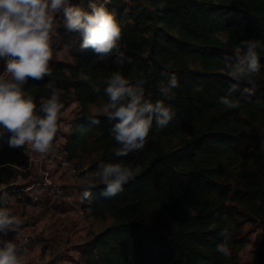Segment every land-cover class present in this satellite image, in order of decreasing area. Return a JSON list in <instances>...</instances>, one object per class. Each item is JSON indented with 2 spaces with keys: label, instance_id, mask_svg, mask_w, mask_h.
Segmentation results:
<instances>
[{
  "label": "trees",
  "instance_id": "16d2710c",
  "mask_svg": "<svg viewBox=\"0 0 264 264\" xmlns=\"http://www.w3.org/2000/svg\"><path fill=\"white\" fill-rule=\"evenodd\" d=\"M93 21L74 63L0 83V185L26 177L29 141L63 139L69 161L94 152L85 173L111 179L83 192L90 217L112 222L82 264H239L244 222L262 231L243 264H264V0H108ZM67 96L78 109L62 133L45 101ZM98 102L108 109L92 114Z\"/></svg>",
  "mask_w": 264,
  "mask_h": 264
},
{
  "label": "rangeland",
  "instance_id": "374dc122",
  "mask_svg": "<svg viewBox=\"0 0 264 264\" xmlns=\"http://www.w3.org/2000/svg\"><path fill=\"white\" fill-rule=\"evenodd\" d=\"M56 3L54 0H36L33 4L20 3L18 4V8L13 10L12 15L15 16L17 13L23 16H27V14L34 15L40 10L48 19H64V24L67 23L63 32L68 31V38L73 36L76 30L78 31L79 37L84 36L87 29H90L95 23L93 21L94 18L98 16L95 15L94 11H91L83 15V17H86L83 19L85 21L81 18L76 19L77 17H75L73 19L75 25H69L68 20L70 15L66 16L68 19L64 18L63 14L60 16L59 10H62L61 4L56 5ZM74 15L77 16L78 14ZM9 16L10 10H4V14L0 16V35L4 40H8L15 32L10 24ZM124 23L127 25L130 24L127 17L124 18ZM31 27L28 35L32 36L33 39L39 36V33L44 32L45 29V25L43 24L41 26L38 22H33ZM42 44L38 45L35 41L32 43L33 52L28 65L23 69L24 72L31 71L41 62H53L57 55L60 56L56 59L57 61L70 60V57L68 58L67 54L64 55V51L61 50L67 47L65 43L61 45V48L56 49L59 45L51 47L45 38L42 39ZM40 46L42 49L37 50ZM67 50L71 53L68 48ZM66 102V106L62 108L58 100L54 97L45 101L51 111H58L60 113L61 125L72 122L77 114L78 108L73 97L67 96ZM107 109L108 105L103 102H98L89 107L92 114H101L106 112ZM44 142H46L45 145L39 149L30 147L27 150L28 157L33 160L50 144L49 141ZM57 142H59V139ZM95 158L96 153L91 152L81 154L79 158L72 160L71 163L77 169V173L74 175L59 174L56 171L57 162L54 160L49 164L41 162V167H36L33 160L26 177L17 178L15 182L18 185H22L26 181L36 180L39 178L38 172L41 169L42 171H47L51 174L53 180L63 183L67 188V193L64 197L42 195L34 204H31L29 201L17 199V195L20 194L19 187H16V190L10 193L12 206L7 212L12 217L19 218L22 221V226L19 228L17 236L26 234L31 239L26 254L22 257L24 264L31 262L35 264H82L83 258L81 251L85 246V242L92 235L111 224L112 221L109 218L103 221L93 219L89 215V210L83 206L86 203L83 194L86 186L111 181L107 173H85L88 165ZM3 187L4 185L1 184L0 191H2ZM261 231L262 228L258 223H243L242 235L245 242L243 248L247 249V255L241 253L242 248L238 254L239 264H243L254 258V249L261 241Z\"/></svg>",
  "mask_w": 264,
  "mask_h": 264
},
{
  "label": "built area",
  "instance_id": "2783aa9c",
  "mask_svg": "<svg viewBox=\"0 0 264 264\" xmlns=\"http://www.w3.org/2000/svg\"><path fill=\"white\" fill-rule=\"evenodd\" d=\"M61 3V15L68 19L66 16L71 14L84 15L91 11L95 12V15L101 13L108 0H85L81 4H72L70 0H59ZM128 3V0H123ZM29 4L30 0H9L8 10H10V24L15 30L14 34L10 37V43L4 50L3 61L0 66V83L10 80L11 78L24 73L23 69L28 65L30 56L33 52L32 43L35 41L32 36L28 35L30 31L26 27H15L13 25V10L18 8V4ZM28 15V14H27ZM44 20L45 29L47 33L45 38L51 47L56 45L66 44L67 48L71 51H80L84 47V36L78 35V31L70 38L65 39L63 30L64 24L61 18L50 20L45 14H42ZM67 21V20H66ZM63 142H54L47 145L44 150L39 153L33 160L28 157V166L26 171H30L31 162L35 163L36 167H41V162L47 164L52 160L57 162L56 171L59 174L74 175L77 173V169L73 166L71 161L68 160L67 155L63 148ZM39 169V168H38ZM39 178L31 180L29 183H23L22 185L13 182L2 188L0 191V251L2 254L8 256V264H24L22 261L23 255L26 254V250L29 247L31 239L26 234L17 236L19 228L22 226V221L19 218L12 217L7 210L12 206V197L10 193L19 187L20 192L23 193L27 200L34 204L42 195L64 197L67 193V188L63 183L57 182L52 179L51 174L47 171L39 169ZM243 255H247V249L241 250ZM28 264H35L34 262Z\"/></svg>",
  "mask_w": 264,
  "mask_h": 264
},
{
  "label": "crops",
  "instance_id": "0c3cea01",
  "mask_svg": "<svg viewBox=\"0 0 264 264\" xmlns=\"http://www.w3.org/2000/svg\"><path fill=\"white\" fill-rule=\"evenodd\" d=\"M85 0H81V1H79L77 4H81V3H83ZM95 2L97 1V0H94ZM59 13L61 14V10H59ZM90 15V14H89ZM99 15V14H98ZM88 17V16H87ZM97 18V17H96ZM68 32V31H67ZM67 32H65L64 34H66V36H65V39H67L68 37H67V35H68V33ZM39 35V39H44L43 37L45 36V32H42L41 34L39 33L38 34ZM67 37V38H66ZM72 36H70V38H71ZM35 40V42L37 43V38H35L34 39ZM62 46L60 45V46H57L56 47V49H59V48H61ZM62 51H64V55L65 54H67L68 55V58L70 57V60H69V62H71V63H74V58L73 57H71V54L69 53V51L67 50V47H65V48H62L61 49ZM53 51V50H52ZM60 56L59 55H57L56 56V59H58ZM54 59V58H53ZM53 60V61H57V60ZM52 99V98H51ZM47 105V104H46ZM69 123H67V124H62L61 125V128H60V131L63 133H65L66 131H67V129L69 128ZM63 139H59V141H62ZM45 143L46 142H39V143H33V142H31V141H29L28 142V144H27V150L30 148V147H33V148H36V149H39V148H41V147H43L44 145H45ZM51 143V142H50ZM48 144V143H47ZM28 154V153H27ZM38 154V153H37ZM0 264H8V256H6V255H4V254H2L1 253V251H0ZM66 264H68V263H66Z\"/></svg>",
  "mask_w": 264,
  "mask_h": 264
}]
</instances>
